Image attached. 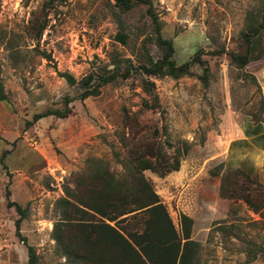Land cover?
I'll return each mask as SVG.
<instances>
[{
    "label": "rangeland",
    "instance_id": "1",
    "mask_svg": "<svg viewBox=\"0 0 264 264\" xmlns=\"http://www.w3.org/2000/svg\"><path fill=\"white\" fill-rule=\"evenodd\" d=\"M148 1L124 8L117 0H0V78L6 94L0 100V264H27L26 245L15 234L18 214L8 201L26 208L20 232L38 264H65L51 236L55 200L89 158L120 171L114 152L127 157L123 132L135 135L129 145L156 140L168 155L188 148L178 170L143 173L177 229L181 213L192 219L196 264H264V151L236 144L233 153L228 150L241 127L257 116L264 121V55L242 68L231 59L247 50V16L258 13L259 1ZM149 4L161 37L172 41L176 64L201 50L205 64L193 63L192 75L148 76L137 67L145 52L154 60L162 55ZM260 48L264 32L255 52ZM115 66L128 68V77H117L85 99L75 97L83 90L79 83L69 85L58 74L68 72L78 81ZM204 66L206 82L198 77ZM146 79L154 84L150 91L144 90ZM152 93L156 107L147 105ZM65 95L75 97L66 117L28 123L35 113L62 107ZM222 183L236 196H222ZM245 195L256 211L241 199Z\"/></svg>",
    "mask_w": 264,
    "mask_h": 264
},
{
    "label": "trees",
    "instance_id": "2",
    "mask_svg": "<svg viewBox=\"0 0 264 264\" xmlns=\"http://www.w3.org/2000/svg\"><path fill=\"white\" fill-rule=\"evenodd\" d=\"M138 1L149 2L117 0L124 8H130ZM258 1V13L249 11L247 16L246 52L231 54V59L240 68L264 55L263 48L255 52L264 32V1ZM146 11L153 24L162 55L154 60L145 52V58L137 66L144 74L179 78L193 74L190 70L193 63L205 64L200 57L201 50L190 60L176 64L172 58L174 52L172 41L161 37L157 16L150 4ZM37 33L41 35L42 32L39 30ZM124 37L122 33L117 35L122 43ZM46 57L50 58L49 55ZM129 73L128 68L120 71L118 66H115L112 70L102 71L95 76L89 73L77 81L68 72H58L69 85L79 83L83 87L75 96L78 99L98 95L103 85L117 77L127 78ZM207 73L208 69L204 66L202 75L198 77L206 82ZM250 77L252 83L259 87L255 76L251 74ZM153 87V82L144 80V90L150 91ZM75 97L63 96L62 107L35 113L28 123L47 115L66 117L71 111L69 103ZM2 99H6V94L0 78V100ZM147 105L158 106L155 93H152ZM263 111L261 103L260 114ZM252 121L255 123L252 128L253 135H257L259 123L263 119L257 116ZM128 137L124 132L121 135V141L127 147V157L120 159L118 153L114 152V158L121 165L120 171H115L107 161L100 158H89L84 169L70 175L62 186L63 195L55 200L57 218L53 223L51 236L65 257V264H196L199 245L190 237L192 219L181 213L177 229L165 205L143 173L150 170L163 176L178 170L180 158L186 154L188 148L186 146L183 149L178 148L175 153L168 155L156 140L146 144L134 142L133 145H129L130 139L135 135L132 133V136ZM166 145L171 146L169 142H166ZM220 190L224 197L236 196L232 190L228 192L223 183ZM241 199L252 207L253 211L257 210L247 195L241 196ZM7 205L13 206L18 214L14 221L15 234L26 245L27 264H38L34 247L27 244L25 236L20 232L21 221L26 217V208L14 201H8Z\"/></svg>",
    "mask_w": 264,
    "mask_h": 264
},
{
    "label": "crops",
    "instance_id": "3",
    "mask_svg": "<svg viewBox=\"0 0 264 264\" xmlns=\"http://www.w3.org/2000/svg\"><path fill=\"white\" fill-rule=\"evenodd\" d=\"M260 129L257 135H253L252 128L255 123L247 124L245 127H241V134L237 140H233L228 145V150L233 153V145L248 147L252 146L254 149L264 151V121L260 122Z\"/></svg>",
    "mask_w": 264,
    "mask_h": 264
}]
</instances>
